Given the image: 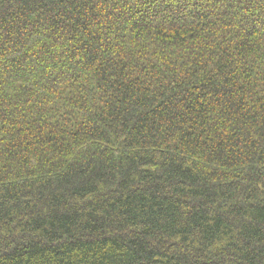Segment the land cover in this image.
I'll return each instance as SVG.
<instances>
[{
    "label": "trees",
    "instance_id": "obj_1",
    "mask_svg": "<svg viewBox=\"0 0 264 264\" xmlns=\"http://www.w3.org/2000/svg\"><path fill=\"white\" fill-rule=\"evenodd\" d=\"M0 264H264V0H0Z\"/></svg>",
    "mask_w": 264,
    "mask_h": 264
}]
</instances>
